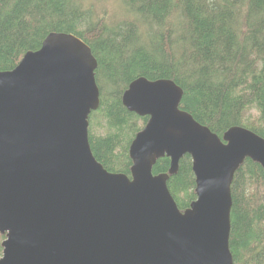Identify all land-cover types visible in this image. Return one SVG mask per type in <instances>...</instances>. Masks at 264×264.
<instances>
[{"label":"water","instance_id":"obj_1","mask_svg":"<svg viewBox=\"0 0 264 264\" xmlns=\"http://www.w3.org/2000/svg\"><path fill=\"white\" fill-rule=\"evenodd\" d=\"M98 60L79 36L51 32L0 71V264H234L232 183L264 138L231 126L221 138L180 108L174 80L140 76L124 91L149 120L129 145L131 174L95 157L90 114ZM192 157L196 199L182 210L168 181ZM168 172L153 173L162 157Z\"/></svg>","mask_w":264,"mask_h":264},{"label":"trees","instance_id":"obj_2","mask_svg":"<svg viewBox=\"0 0 264 264\" xmlns=\"http://www.w3.org/2000/svg\"><path fill=\"white\" fill-rule=\"evenodd\" d=\"M51 32L79 36L98 60L101 103L89 138L109 171L131 174L129 145L149 120L122 101L140 76L174 80L184 90L180 108L221 138L235 125L264 138V0H0V71L14 69ZM169 167V157L159 158L153 173ZM168 186L182 210L196 199L191 155ZM232 196L234 264H264L261 164L245 160ZM5 239L0 233V257Z\"/></svg>","mask_w":264,"mask_h":264},{"label":"rangeland","instance_id":"obj_3","mask_svg":"<svg viewBox=\"0 0 264 264\" xmlns=\"http://www.w3.org/2000/svg\"><path fill=\"white\" fill-rule=\"evenodd\" d=\"M93 114H94V113H93ZM93 129H94L93 131L98 132V133H99V131H100V130H99L98 128H96L95 126H93ZM100 132H101V131H100Z\"/></svg>","mask_w":264,"mask_h":264}]
</instances>
